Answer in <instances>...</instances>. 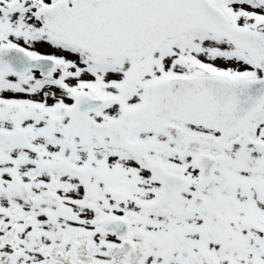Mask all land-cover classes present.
Returning a JSON list of instances; mask_svg holds the SVG:
<instances>
[{
	"label": "rangeland",
	"instance_id": "374dc122",
	"mask_svg": "<svg viewBox=\"0 0 264 264\" xmlns=\"http://www.w3.org/2000/svg\"><path fill=\"white\" fill-rule=\"evenodd\" d=\"M15 1L25 4L13 8ZM54 1L0 0V46L19 45L34 56L50 55L59 65L54 75L58 85L48 90L39 87L36 72L31 79L33 82L10 75L4 77V85L0 88V129L14 128V123L6 120L11 112L18 116L26 113L27 117L32 112L40 115L35 106H40L42 115L50 109L51 122L52 117H61L59 111L71 102L75 92L90 89L95 95L112 101L105 111L96 114L97 119L112 121L133 110L134 113L125 116L122 127L132 133L137 143H149L136 147V155L115 152L105 141L85 149L76 146L80 153L70 151L75 159L90 162L101 176L95 205L84 201L85 194L80 191V199L87 208L80 206L76 211V207H64L65 213L62 211L65 216L72 217L70 224H79L77 231L81 235L90 234L93 262L105 263L110 258V247H120L116 236L99 235V215L122 209L136 210L135 215H138L129 240L134 245L141 244L146 252L137 264H264V164L259 165L264 152L260 147L245 146L240 141L227 143L221 150L219 146L224 139L220 132L186 123L159 124L149 115L151 86L156 81L192 75L262 76L250 55L227 39L200 30L181 38H168L160 51L142 61L96 59L71 47L62 36L46 28L38 9ZM212 1L226 12L235 26L264 28V3L258 0ZM131 77H135V81ZM43 91L44 98L39 97L40 102L29 100L31 106L25 102L29 98L27 94L36 97L35 93ZM24 117H19L21 125L29 130ZM262 119L249 124L248 129L262 126L261 132H264V116ZM39 143L37 141L34 149L28 150L53 157L61 149L59 140L54 142L53 148H42ZM205 145L207 153L211 152L210 147L221 150L206 171L197 164L198 159L207 154ZM15 153L3 152L0 157V264H47L45 251L57 242L64 246L63 251L54 256L51 264H63V259H68L69 264H88L77 260L78 242L73 237L77 232L68 236L59 231V236L48 238L42 228L44 222L36 219L35 223L27 225L24 233L20 232L16 239L12 237V220L6 212L9 199L3 189L8 183L7 173L13 167ZM149 156H154L162 167L187 177L191 184L180 190L168 205L146 210L147 198H159L152 194L158 185L143 163H139ZM40 181L48 185L52 179L46 174ZM119 182H123L124 188L114 189L110 195L108 187ZM61 183H66L62 177ZM52 197L58 198L54 194ZM212 197L215 206L211 205ZM45 208H52L53 213H58L59 209L48 204ZM36 212L44 211L39 207ZM123 258L121 264H132L135 256Z\"/></svg>",
	"mask_w": 264,
	"mask_h": 264
},
{
	"label": "water",
	"instance_id": "95a60500",
	"mask_svg": "<svg viewBox=\"0 0 264 264\" xmlns=\"http://www.w3.org/2000/svg\"><path fill=\"white\" fill-rule=\"evenodd\" d=\"M264 2V0H261ZM58 0L39 10L48 29L61 35L77 48L98 57L140 59L157 50L169 36H182L204 29L226 38L247 51L263 76L256 79L220 77H176L153 86L151 115L161 120H183L193 125L222 132L226 139L238 135L246 123L264 107V33L233 26L226 14L210 0ZM56 62L50 57L34 58L20 47H0V77L7 72L23 75L40 70L50 77ZM100 98L76 97L72 116L74 132L113 135L117 145H124L125 135L116 126L97 124L87 112L104 107ZM81 130H77V129ZM19 133L0 131L1 142L10 147L21 144ZM84 140V139H83ZM202 168L206 160H200ZM163 185L164 199L187 185L174 173L151 165ZM74 173L85 169L69 164ZM88 176L84 183L89 186Z\"/></svg>",
	"mask_w": 264,
	"mask_h": 264
},
{
	"label": "flooded vegetation",
	"instance_id": "af4514ba",
	"mask_svg": "<svg viewBox=\"0 0 264 264\" xmlns=\"http://www.w3.org/2000/svg\"><path fill=\"white\" fill-rule=\"evenodd\" d=\"M13 78H20L22 76H17L13 74H9ZM38 76V75H37ZM30 80L32 77H29ZM39 79H43L41 74L38 76ZM53 79V78H52ZM133 81H135V77H131ZM34 81V80H31ZM49 81V80H48ZM58 84V82H57ZM3 86V80L0 82V88ZM84 91L92 92L90 89H84ZM80 92V91H79ZM29 98L25 99V102H29V106H31L30 101L38 100L40 102L39 96L35 93L36 97L31 94H27ZM73 104V99L70 103H68L66 110L64 107V114L60 115L61 117H52L50 122V117L53 116L52 113L48 110L46 115H42L40 106H35L36 109L39 110L40 115L38 112H32L30 117L26 116V113H21L18 115H13L11 112L6 120L10 119L11 122L14 123V128L10 131L20 132L19 129L23 127L21 125L20 116H25L27 124L29 125L28 129L26 130L24 127V136L23 133H20L24 137L21 144H15L14 146H10V149L7 148L0 139V157L2 153L6 150H10L12 152H16L14 154L12 168L8 171V183H6L4 187V192L8 195V207L6 208V212L10 220H12V237L16 239L18 234L24 233L25 228L27 225H32L33 223L38 221H43L44 224L42 228L45 230L48 238H53V236H59L58 232L61 231L62 234H67L68 236L72 235V232H77L73 234L74 241H81L86 242L87 239L91 240V236L88 233H84L81 237L78 228L79 224L72 222L70 224V220L72 217L65 216V208L74 209L76 207L87 208L84 205V201L88 200L90 205H95L96 203V196L98 192V185L97 182L101 180L100 173H98L95 167L90 162H82L75 159L74 155L70 153V151H77L76 146L85 149L91 144H98L101 142H108L110 144L111 150L115 152H119L123 155L137 154V148L139 146L149 145V143H137L131 136H125L127 138L125 147L126 149H122L118 147L114 141L113 135L104 133V134H97V133H88V128L84 126V129H77L83 131L84 134H80L79 132H74L72 130L71 124L73 123V118L68 112L69 107ZM103 109L101 111H105ZM45 112V111H44ZM43 112V114H45ZM54 112V111H53ZM56 113V111L54 112ZM72 113V112H71ZM99 112L88 113V117L93 119L99 123H107L117 121V128L120 130L125 124V116H129L128 112L125 113L124 116L120 117L119 119H115L112 121H104L97 119L94 115L98 114ZM2 114V113H1ZM0 114V115H1ZM51 114V115H50ZM93 115V117H92ZM50 116V117H49ZM262 116V115H260ZM257 117L254 119L255 122L258 119H262V117ZM159 123L158 121H154ZM138 125V124H137ZM33 126V128H31ZM131 126V125H130ZM262 126L257 129L255 128L256 134L255 138L251 140V143H245L247 145H251L254 147H260V150L264 152V132H261ZM55 137V138H54ZM55 139V140H54ZM84 139V140H83ZM59 140L61 142V149L60 151L55 154V156H48L46 153H36L28 149H34L37 141H40V146L53 148L54 142ZM50 145H49V142ZM73 141L75 143L72 145L70 142ZM242 142V141H241ZM243 144V145H245ZM246 146V145H245ZM44 151V150H42ZM141 154V153H139ZM262 159L259 162V165L262 166L264 164L263 158L264 155L261 157ZM17 159V160H16ZM144 169L150 172L153 176V173L148 169V164L150 163H159L154 156H149L145 158V160L140 161L139 163H144ZM69 164L76 165L85 169L84 171H79L78 173H74L71 171H67L69 169ZM50 175L52 179L51 183L45 185V182L40 181V179L44 180L45 175ZM88 176L89 186L84 183V178ZM61 177L65 180L66 183H61ZM158 185V183H156ZM110 195H112L113 190H119L124 188L123 182L116 183L115 185H110L109 187ZM80 191H83L85 194L86 199L81 201L80 199ZM53 194L58 196L57 199H54L52 196ZM154 195H159V198H147L148 200L145 201V209L150 210L158 205H168L171 202H164L161 199V188L158 185V189L156 192L152 193ZM11 196V197H9ZM112 199V197H109ZM143 201V203H144ZM173 202V201H172ZM52 205L56 208L59 207L58 213L51 212L53 209H46V205ZM123 204V203H122ZM121 204V205H122ZM141 204V203H140ZM127 206V204H125ZM41 207L43 208L44 212H40L38 214L37 209ZM65 207V208H64ZM60 211V212H59ZM63 211V212H62ZM126 211L132 212L134 214L129 215ZM108 210L107 213H103L99 215L97 219L98 223V230L99 235L102 236H116L118 239V244L120 247H110L109 254L110 258L104 264H121L124 262L123 257H127L130 253H134L135 245L129 240V233L134 230V225L126 224L128 219L130 222L134 221L138 218L136 214V210ZM49 212L51 214L49 215ZM134 215V216H133ZM57 217V218H56ZM107 217L103 222L102 218ZM120 218V219H114ZM68 222H67V221ZM32 223V224H31ZM24 227V229H22ZM58 234V235H55ZM92 245V240L90 242ZM63 245L59 244V242L52 244V250L56 253L63 251ZM48 250V249H47ZM93 249H90V253L93 252ZM138 251V250H137ZM119 256V261H117V255ZM124 255V256H123ZM141 256V252L138 253V257Z\"/></svg>",
	"mask_w": 264,
	"mask_h": 264
},
{
	"label": "bare ground",
	"instance_id": "6f19581e",
	"mask_svg": "<svg viewBox=\"0 0 264 264\" xmlns=\"http://www.w3.org/2000/svg\"><path fill=\"white\" fill-rule=\"evenodd\" d=\"M6 152H7V153H9V152H10V150H6Z\"/></svg>",
	"mask_w": 264,
	"mask_h": 264
}]
</instances>
